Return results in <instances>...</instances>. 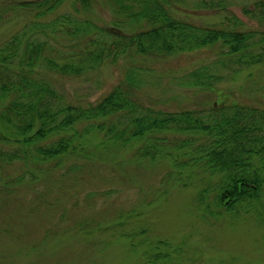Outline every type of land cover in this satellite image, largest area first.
<instances>
[{
    "label": "trees",
    "instance_id": "16d2710c",
    "mask_svg": "<svg viewBox=\"0 0 264 264\" xmlns=\"http://www.w3.org/2000/svg\"><path fill=\"white\" fill-rule=\"evenodd\" d=\"M96 1L0 0V197L43 181L42 173L69 159L61 177L114 160L108 151L135 147L138 165L169 158L167 174L184 185L215 178L202 189L201 214L256 211L264 219V106L232 101L172 110L144 96L152 59L219 45L214 61L177 77L197 91L213 89L225 71L264 65V31L195 24L175 15L172 0H105L114 30L89 16ZM251 1L244 12L264 20V0ZM66 3L72 9L54 16ZM16 18L22 23L12 26ZM121 59L127 64L119 82L95 102H70L48 79V72L89 75ZM46 186L37 196L53 189Z\"/></svg>",
    "mask_w": 264,
    "mask_h": 264
},
{
    "label": "rangeland",
    "instance_id": "374dc122",
    "mask_svg": "<svg viewBox=\"0 0 264 264\" xmlns=\"http://www.w3.org/2000/svg\"><path fill=\"white\" fill-rule=\"evenodd\" d=\"M220 1L226 4L219 6ZM252 3L172 0V9L177 17L198 25L264 31L260 16L244 12L254 8ZM68 9L70 3L53 15ZM91 15L115 30L114 14L105 0L94 3ZM220 50L217 45L163 60L150 58L155 70L144 91L146 100L172 110L232 101L264 106V65L234 75L225 71L209 90L179 85L177 77L214 61ZM126 64L121 59L80 77L48 72V79L66 100L86 104L110 91ZM134 152L135 147L108 151L117 155L114 160L86 163L81 172L61 177L72 158L61 170L42 173L43 181L15 185L14 196H1L0 264H264V219L258 212L201 214L202 189L215 178L200 175L184 185L167 174L173 168L169 158L138 165ZM48 183L53 189L43 198L37 196ZM90 192L96 195L87 199ZM210 192L206 199L212 198ZM37 203L43 206L37 208ZM155 254L164 256L157 259Z\"/></svg>",
    "mask_w": 264,
    "mask_h": 264
}]
</instances>
